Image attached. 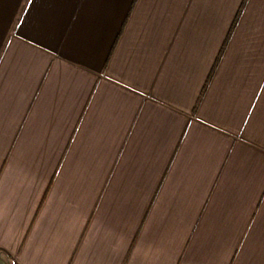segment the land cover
Listing matches in <instances>:
<instances>
[{
    "label": "crops",
    "instance_id": "1",
    "mask_svg": "<svg viewBox=\"0 0 264 264\" xmlns=\"http://www.w3.org/2000/svg\"><path fill=\"white\" fill-rule=\"evenodd\" d=\"M243 3L0 0V264H264Z\"/></svg>",
    "mask_w": 264,
    "mask_h": 264
},
{
    "label": "trees",
    "instance_id": "2",
    "mask_svg": "<svg viewBox=\"0 0 264 264\" xmlns=\"http://www.w3.org/2000/svg\"><path fill=\"white\" fill-rule=\"evenodd\" d=\"M246 1L247 0H244V3H243V5H242V8L244 7V5L246 4ZM242 8H241V10H242ZM241 10H240V12H239V15H240V13H241ZM239 15H238V17H239ZM238 17H237V19H238ZM237 21V20H236ZM213 72H214V69H213Z\"/></svg>",
    "mask_w": 264,
    "mask_h": 264
}]
</instances>
